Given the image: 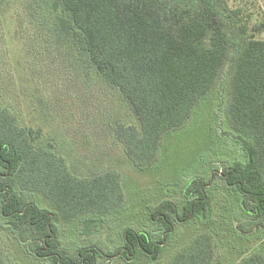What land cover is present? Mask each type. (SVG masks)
Returning a JSON list of instances; mask_svg holds the SVG:
<instances>
[{
  "label": "trees",
  "instance_id": "1",
  "mask_svg": "<svg viewBox=\"0 0 264 264\" xmlns=\"http://www.w3.org/2000/svg\"><path fill=\"white\" fill-rule=\"evenodd\" d=\"M24 12L28 25L45 34L40 39L53 61L66 67L61 81L71 87L69 79L82 76L74 82L90 80V92L99 83L105 88L106 94L91 99L92 120L141 170L155 159L166 134L188 122L231 50L225 113L244 159L226 160L216 173L212 163L204 176H180L178 199L169 195L151 206L138 201L146 224L122 226L115 250L98 245L69 250L58 240L55 218L118 208L124 202L120 173L91 167L88 149L78 165L71 159L73 140L60 134L38 144L41 129L21 125L0 105V216L10 237L25 247L21 254L50 264H98L115 255L133 263L169 256L167 264H264L259 247L250 250L249 235L264 234V39L246 37V26L232 20L238 11L227 0H28ZM35 60L42 68V57ZM79 71L83 74H74ZM214 176L238 200L234 215L226 206L214 212ZM24 191L43 193L57 212ZM188 225L193 235L175 239ZM169 235L174 238L166 255ZM0 264H6L1 247Z\"/></svg>",
  "mask_w": 264,
  "mask_h": 264
},
{
  "label": "rangeland",
  "instance_id": "2",
  "mask_svg": "<svg viewBox=\"0 0 264 264\" xmlns=\"http://www.w3.org/2000/svg\"><path fill=\"white\" fill-rule=\"evenodd\" d=\"M27 2L0 0V105L12 110L21 125L41 129L42 135L36 141L38 144L46 143V140L50 141L52 136L59 134L66 140H73L71 159L74 158L78 165L85 163L83 155L88 153L87 149L91 150L92 153H88L92 159L89 160L91 167L95 168L93 164H99L104 169L115 168L120 173L124 187L123 204L108 213H85L71 219L57 215L54 223L58 240L64 248L76 250L87 245H98L107 252L113 251L114 247L120 246L122 226H145L146 221L144 224L143 219L147 216L139 212L141 203L151 206L169 195L170 199H178L183 176L189 177L188 172L204 176L212 169L209 166L212 163L216 173L226 160L232 162L244 159L225 113L232 83L231 50L215 84L196 103L188 122L166 134L155 159L141 170L134 166L121 146L103 136L100 129L104 130V127L92 120L89 110L91 99L97 100L106 94L105 88L99 83L94 92H90V80L74 82L82 79V76L69 79L72 80L71 87L61 81L63 75L67 76L63 72L66 67L53 61L52 50L46 46L44 38L40 39L45 36L42 30L28 25L24 12ZM227 3L231 10L238 11L232 20L235 25L246 26V37L264 39V0H227ZM41 57L43 67L48 64L47 68L42 67L43 70L39 68V61L35 60ZM6 73H10L9 77H5ZM74 74L83 73L79 71ZM95 114L100 116L99 113ZM209 177L213 182L211 174ZM214 177L216 182L221 183L219 177ZM220 186L217 182L211 191L213 210L216 213L226 206L228 212L234 215L239 207L238 200L230 189ZM24 193L44 209L57 212L43 193ZM212 217L216 218L217 215ZM197 227H203V224L198 223ZM179 230L181 232L178 231L175 237L178 241L189 238L194 232L189 225ZM246 230L250 232L251 227L248 226ZM10 235L0 216V247L6 264H50L47 259L23 256L21 253L26 250L25 247L17 244ZM249 235L252 241L250 250L259 247L264 253L263 232ZM173 238V235H169L167 244ZM170 243L164 252L166 255L171 253L168 250ZM168 258L150 260L143 256L133 263L115 255L99 259L98 264H167Z\"/></svg>",
  "mask_w": 264,
  "mask_h": 264
}]
</instances>
